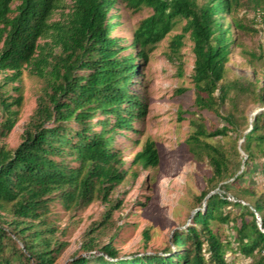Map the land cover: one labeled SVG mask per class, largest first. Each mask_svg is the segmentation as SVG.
I'll list each match as a JSON object with an SVG mask.
<instances>
[{"label":"trees","instance_id":"trees-1","mask_svg":"<svg viewBox=\"0 0 264 264\" xmlns=\"http://www.w3.org/2000/svg\"><path fill=\"white\" fill-rule=\"evenodd\" d=\"M243 1L0 0V264H58L68 245L56 238V228L48 221L52 207L60 204L74 213L96 202L103 211L82 236L79 250L85 256L68 264H229L231 243L220 233L228 225L235 234L234 251L251 264H264V193L240 188L231 196L235 186L224 182L236 174L239 160L208 141L233 133L237 159L234 146L242 140L245 163H264V109L248 123L231 99L232 111L219 113L229 91L237 89L224 84L232 50L241 47L235 31H250L233 18ZM252 1L263 21L264 0ZM120 5L151 11L138 21L128 43L114 35ZM229 17L232 22H227ZM179 20L184 24L171 38L169 50L178 59L183 40L191 41L196 118L189 121L193 130L186 144L193 160L205 161L211 169L207 188L194 199L197 205L205 199L204 209L183 230L174 231L161 252L122 259L112 238L103 245L98 242L121 206L111 196L135 166L157 172L161 156L156 143L147 140L125 168L115 141L124 132H136L134 122L145 120L148 104L129 87ZM24 71L41 87L17 143L8 147L5 141L23 104ZM262 82L260 86L254 79L249 90L259 105H264V77ZM202 112L220 117L225 125L207 131ZM220 183L219 191L210 195ZM143 235L148 239L147 231Z\"/></svg>","mask_w":264,"mask_h":264},{"label":"rangeland","instance_id":"rangeland-1","mask_svg":"<svg viewBox=\"0 0 264 264\" xmlns=\"http://www.w3.org/2000/svg\"><path fill=\"white\" fill-rule=\"evenodd\" d=\"M197 2L202 3V0ZM242 4L233 18L250 31H235L241 47L232 50L226 66L224 84L226 86L235 84L237 89L229 91V99L220 108L219 113L224 115L232 111L233 99L237 109L244 113L250 123L253 115L264 109V105L257 104L255 96L249 91L254 79L258 81V85L263 86L264 18L263 21L257 18L254 1L245 0ZM15 5L16 3L12 8ZM116 10L119 15V26L115 29L114 35L120 36L125 43L130 41L131 32L138 21L151 14L149 9L134 12L123 5L118 6ZM227 22H232L231 17L227 18ZM183 24L184 20H179L168 37L156 46L149 62L140 68V76L137 75L129 87L130 91L146 101L148 113L143 122H134L136 132H124L116 138L115 147L122 152L125 168H128L129 162L140 151L142 145L151 140L156 143L160 152L161 167L154 172L141 170L135 166L126 181L111 196V199L120 201L121 206L113 212L111 224L100 231L102 233L98 236V242L103 245L112 238V243L119 250L122 259L161 252L170 244L172 233L183 230L190 223L194 213L204 209L205 199L200 205H197L194 199L207 188L211 169L205 161L193 160L186 144L193 130L189 121L196 118L192 115L194 96L190 79L193 65L192 44L187 37L183 40L178 59H172L169 50L171 38L181 33ZM2 78L3 75H0V80ZM40 87L39 80L24 71L20 85L23 104L19 120L5 141L8 147H13L17 143L23 125L36 106ZM7 90L9 94L16 96L15 92L10 90V86ZM199 115L207 131L225 125L220 117L210 112H202ZM1 120L0 114V122ZM235 139L236 135L229 133L226 138L208 140L229 152L234 161L239 160L240 165L236 174L224 182L235 186L233 189L235 192L230 195L235 196L240 188L254 190L257 194L264 193L263 160L245 163L246 156L239 149L242 140H237L234 146L239 156L237 159L233 155ZM237 176H239L237 181H233ZM153 178L154 183L151 182ZM224 183L218 184L209 194L218 192ZM238 202L246 205L244 200ZM102 211L103 207L99 202L74 213L65 211L60 204L52 207V215L48 221L56 228V238L68 245L58 264H68L74 257L85 256L79 250L80 241L89 226L101 219ZM255 217L259 227V217L256 214ZM144 231H147L148 239L144 237ZM220 233L223 239L231 243V249L226 253L229 264L252 263L251 259L244 258L234 251L235 234L231 225L222 227Z\"/></svg>","mask_w":264,"mask_h":264},{"label":"built area","instance_id":"built-area-1","mask_svg":"<svg viewBox=\"0 0 264 264\" xmlns=\"http://www.w3.org/2000/svg\"><path fill=\"white\" fill-rule=\"evenodd\" d=\"M229 200H230V198H229ZM232 201V200H231Z\"/></svg>","mask_w":264,"mask_h":264}]
</instances>
